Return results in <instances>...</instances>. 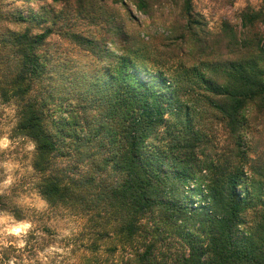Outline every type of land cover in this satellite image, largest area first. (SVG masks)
Wrapping results in <instances>:
<instances>
[{"label":"trees","instance_id":"1","mask_svg":"<svg viewBox=\"0 0 264 264\" xmlns=\"http://www.w3.org/2000/svg\"><path fill=\"white\" fill-rule=\"evenodd\" d=\"M130 1L144 13L178 9L168 55L139 46L102 0H59V14L85 24L59 31L76 59L51 52L58 14L34 32L10 29L17 20L0 8V103L15 107L14 133L34 144L49 209L21 245L0 244V264H264V191L245 171L247 139L264 130V11L247 6L237 24L211 28L196 0ZM73 100L98 117L79 126ZM206 116L223 126L220 152ZM67 139L106 153L118 181L70 177L59 164ZM58 210L83 221L77 234L60 238L47 224ZM0 211L25 220L4 195Z\"/></svg>","mask_w":264,"mask_h":264},{"label":"rangeland","instance_id":"2","mask_svg":"<svg viewBox=\"0 0 264 264\" xmlns=\"http://www.w3.org/2000/svg\"><path fill=\"white\" fill-rule=\"evenodd\" d=\"M102 4L114 12L117 21H122L123 25L121 26L137 41L139 46L146 47L148 51H154L153 54L157 49L158 52H162L159 53L161 56L168 55V50L173 49L174 40L170 25L176 18H179L178 9L175 6L161 4L154 6L152 11L149 10L144 13L137 9L130 0H124L120 4H114L110 0H102ZM0 6L12 20H17L14 24H6L10 29L23 30L28 26L34 32H38L48 27L58 14L60 19H57L58 23L54 27L57 34H54L49 40L51 52L53 54L57 52L55 56L58 52H62L63 55L68 53L71 59H76V49L71 47L65 39L59 37V31L67 28H73V31H83L85 24L78 20L71 11L69 14L67 12L59 14L62 8L59 0H0ZM124 6L127 7V13ZM247 6L264 11V0H236L232 5L228 4L226 0L195 1V9L204 15L209 22L208 26L211 28L223 20L237 24L238 14ZM19 16L26 17L27 22L24 24L19 20ZM0 24L4 25L5 23L0 22ZM262 44L264 46V37ZM140 74L144 78L146 77L143 75L145 73L140 72ZM82 104H85L86 107L77 100H73L70 104L74 114L79 116V126H82L83 116H87L89 119L98 117L97 110L94 111L91 102H89L88 108L87 102H82ZM15 112L16 109L13 105L0 103V195L6 196L9 202L20 209L25 220L17 221L11 214L0 211L1 245L8 242L21 245L22 236L26 234L31 225L39 224L35 217L36 214L47 213L49 210L48 204L41 198L36 189L37 176L31 166L34 144L30 139L14 133ZM206 121L207 124L211 122L208 127V134L216 144L217 151L220 152L226 140L223 126L217 121H212L210 116H206ZM79 129L82 130L81 127ZM257 129L254 135L247 139L250 140V144L247 146L249 164L245 171L254 180V185H259L256 190L262 189L264 191V130ZM65 145L66 147L63 148L65 157L59 159V164L64 170L71 172L70 177L78 181L89 178L95 180L96 183L103 182L109 185L118 181L117 173L113 172L110 167L105 169L103 160L106 153H97L93 156L92 145L78 144L69 139L65 141ZM245 184H249V181L246 180ZM191 201L194 204L198 203L196 197L192 198ZM46 221L60 238H69L71 235L77 234L83 222L64 210L56 211ZM49 251L61 253L62 249L52 248ZM63 257H67L64 250ZM67 261L69 262H63V264H72V260Z\"/></svg>","mask_w":264,"mask_h":264}]
</instances>
